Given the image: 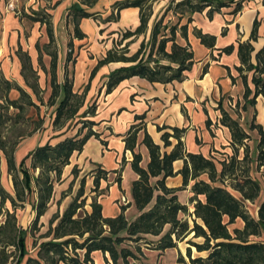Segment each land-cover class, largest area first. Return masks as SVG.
Wrapping results in <instances>:
<instances>
[{
  "label": "crops",
  "instance_id": "1",
  "mask_svg": "<svg viewBox=\"0 0 264 264\" xmlns=\"http://www.w3.org/2000/svg\"><path fill=\"white\" fill-rule=\"evenodd\" d=\"M24 1V5L27 4L31 9L29 15L40 11L50 15L55 45L48 47L49 38L46 26L28 19L26 12L23 17L38 25L36 32H33V40L29 43L22 41L23 28L20 23L23 18L20 21V18L12 13L3 15L0 31V39L3 41L0 46L2 53L0 55V72L7 80L23 88L38 105V108H27L24 113L28 114L31 120L20 121L16 124V128L11 127L8 123V127L3 129V134L15 139L22 130L32 131L36 122L40 119L44 120L39 128L19 139L15 151V160L18 165L38 147L48 143L56 145L78 132L68 133L70 123L61 130H55L53 122L57 104L48 107L41 96L43 89H46L47 82L51 88L48 101L52 93L49 72L51 56L47 51L54 47L57 50L58 70L61 66L64 69L66 64L70 63L75 72L71 77L73 91L81 94L98 61L106 56L108 50L112 49L114 37L123 36L126 31H134L141 23L140 7L130 6L119 9V4L135 0ZM164 1L169 0H161V2ZM171 1L177 3L182 0ZM213 1L229 2L230 0ZM156 2L158 3V0ZM160 8L162 9V5L159 10L156 7L153 8L149 22L150 29L165 13L166 9L163 8L160 12ZM211 8H213L212 12H210ZM77 9H83L92 16L79 18ZM172 16L176 17L179 22L178 16L174 14ZM189 16L187 15L180 25L187 24ZM155 19L157 20L155 21ZM77 21L80 30L85 34L83 39L75 37ZM255 21L258 22L257 39L251 40ZM199 33L207 36L209 42H211L210 37H215L213 43L205 44L199 37ZM60 36H63V43L67 42L66 51H63ZM43 39L47 41L42 44L41 40ZM177 42L180 45H189L194 54V64L191 69L185 71V79L182 81L151 82L145 78L133 76L121 81L112 91L107 92V82L111 72L128 64L111 62L98 70L90 83L84 105L87 107L91 102L96 103L94 115L87 120L96 123L93 130L99 134V138L91 137L83 150L75 152L70 159V164L64 167L61 180L54 185L48 209L40 218V233L48 230L50 219L54 214L59 212L62 216L65 213L77 196L82 185L81 179L85 176L87 181L83 198H86V212L92 211L90 204L93 198H96L103 207L105 217L119 215L123 206H126L125 216L129 222H133L139 217L141 212L137 208L132 194L133 182L139 178V175L131 166L133 153L126 147V139L131 128L136 124H141L142 127L138 133L135 151L142 155L140 165L143 168H147L150 162L149 150L143 143L147 132L153 141L161 146L163 154L171 153L180 140L184 155L188 153L201 154L205 158L213 160L220 172L222 170L221 162H229L233 156L242 160L245 154L244 148L240 147L239 152L235 155L231 130L222 122L225 111L250 136L246 144L249 146L253 164H256L261 136L258 129H253L252 125H260L264 128V90L255 97L257 88L253 77L256 75L264 79V53L262 62H259L257 58V54L264 49V0H235L220 9L208 6L202 12H195L192 15V21L188 23L187 37H182L179 29ZM247 42L253 46L250 63L255 67L259 65V68H263L262 72L248 70L241 61L239 46ZM230 46L233 47L232 51L224 52V49ZM39 49L42 51V60L46 70L39 63ZM24 53L30 57L35 71L34 76L28 74V81L23 75V62L20 57ZM92 53L94 54L92 55ZM48 76L49 80H47ZM59 77L57 71L58 83L62 84L65 79L61 81ZM31 78L34 79V83L31 82ZM32 84L37 86L36 92L31 87ZM247 89H249L248 94L246 93ZM19 96V91L15 89L10 92L12 99H18ZM61 97L62 94L57 100ZM43 109L46 111L50 109L47 115L49 119L45 117V114H42ZM16 112L14 108H11L9 114ZM141 116L144 118L139 119ZM173 128L184 129V132L180 134V139L172 136ZM87 130V128L83 130V135ZM167 133L171 134L169 137L171 144L165 146L163 135ZM250 147L252 148L251 152ZM26 164L30 166L31 159H27ZM184 164V159L174 161L173 168L177 174L166 179V186L178 189L176 191L178 201L188 208L187 212H179L178 218L188 221L192 228L197 200L206 201L205 195L195 196L193 185L199 180L205 182H211V180L208 173H203L197 179H190L189 184L184 185L183 175L179 173ZM74 167L78 168L77 175L72 173ZM100 171L106 172L107 176L106 179L103 177L100 179L99 189L95 191L94 180ZM0 173L2 186L8 193L14 195L12 176L8 170L7 159L1 149ZM33 173L38 175L39 170L33 171ZM158 179V177L152 178V184L155 185ZM228 189L236 198L243 200L240 192L230 186ZM158 193L160 192L157 191L156 194ZM37 199V194L32 193L30 203L25 204L24 214L27 220L26 226H22L25 230L31 224V219H35L36 213L33 204L37 202ZM256 201V208L252 211L249 205ZM155 202L154 200L146 210L152 208ZM263 202V187L260 196L254 202L244 201L248 211L255 218H258V211ZM57 223L58 221L54 226ZM243 225V220L238 219L233 227L243 228ZM170 228L171 225L167 224L163 234L159 236L147 234L139 242L127 241L123 247L134 251L138 256L137 259L130 258L129 263L176 264L181 254L188 260L187 249L190 247L188 241L203 242L201 237L194 238V233L179 241L177 247L165 250L153 247ZM261 240H264V236L261 237ZM42 241L44 240H40L39 243ZM150 241L153 243L148 244ZM137 248L140 251H137ZM191 248L193 257H196V254L204 257L207 255L206 252H198L194 247ZM36 249L38 252V247ZM89 264H113V262L109 253L95 251L92 253V262ZM120 264H123L122 260H120Z\"/></svg>",
  "mask_w": 264,
  "mask_h": 264
},
{
  "label": "trees",
  "instance_id": "2",
  "mask_svg": "<svg viewBox=\"0 0 264 264\" xmlns=\"http://www.w3.org/2000/svg\"><path fill=\"white\" fill-rule=\"evenodd\" d=\"M235 0L229 2L213 0H182L173 3L168 7L164 15L154 24L152 28V38L150 51L147 58H144V41L140 48L132 55H128V46L125 45L121 52L114 49L107 51L104 58L100 59L91 72L89 82L85 85L81 94L73 91V82L66 74L65 81L58 83V52L55 47L48 50L51 56L50 75L52 93L49 98V105L57 104L56 116L53 122L55 130H61L71 123L79 114L85 104V97L90 89V83L98 70L111 62H124L123 66L111 72L107 82V92H110L121 81L133 76L145 78L151 82L168 83L174 80L182 81L185 79V71L191 69L194 64V54L189 45H180L177 42L178 30L181 36L186 38L188 23L192 21L195 12H202L206 7L214 6V9L228 6ZM140 7V25L134 31H126L122 39L127 40L132 37L146 34L149 29V22L152 17V0H135L119 4V9L126 7ZM173 11L179 17V22L171 26L164 23L169 11ZM213 8L210 9L212 12ZM79 18H89L92 16L83 9H77ZM188 23L180 25L181 21L187 16ZM26 17L33 22H40L47 28L49 43L48 47L55 45L50 15L44 11L26 14ZM180 27V28H179ZM258 22L255 21L251 40L257 39ZM205 44H212L215 37H208L198 34ZM75 37L83 39L85 34L80 30L78 21L75 24ZM232 46L224 49V52H231ZM253 46L250 42L242 43L239 46L241 61L248 70L262 72L263 68L256 67L250 63ZM20 53V52H19ZM39 63L44 67L42 51L39 49ZM264 49L257 54L259 62L263 61ZM156 55L161 58L156 59ZM23 62V75L28 81V74L35 75L30 57L24 53L20 55ZM161 60H165L162 63ZM46 70V68L44 67ZM253 81L256 85L255 97L264 90V79L261 76H254ZM31 87L36 92L37 86ZM17 90L20 93L18 99L10 98V92ZM249 89H247V94ZM62 94V97L57 98ZM38 105L31 96L17 84L7 80L0 72V149L3 151L8 170L12 176L15 195L8 193L1 184L0 173V200L4 206L7 201L11 202L13 211H6L5 221L0 224V264H89L92 262V253L102 251L109 253L113 264H130L129 259H137V254L123 247L127 241L139 242L144 239V235L152 234L159 236L163 234L167 224L171 225L158 243L153 246L155 249L165 250L177 247L179 241L187 238L194 233V238H203L202 243L188 241L190 247L187 249V258L181 254L176 264H264V202L260 205L258 218L253 217L248 211L244 201L254 202L262 191L260 181L250 175L253 160L249 154V146L246 141L250 136L240 127L236 120H233L227 112H223L222 122L230 128L232 133V144L235 155L240 147L244 148V157L238 160L233 156L229 162L223 161L222 170L218 172L215 162L205 158L201 154H183L182 142L175 146L171 153L161 152V146L156 144L152 137L146 132L143 143L149 150L150 162L147 168L140 164L142 161L141 153L135 151L138 133L142 129L141 124L134 125L126 139V147L133 153L131 166L139 175L133 182L132 194L134 202L141 212L139 217L129 222L125 216L126 206L115 217H105L103 207L93 198L92 211H85L86 198L85 180H82L81 188L70 204L65 213L61 216L59 212L54 214L49 222L46 232H41L40 218L48 209L49 201L52 198L54 185L61 180L63 169L70 164V159L75 152H81L91 137L99 138V134L93 130L96 124L93 121L85 120L82 128L76 135L68 137L56 145L50 143L38 147L18 165L15 160V151L19 144V139L31 134L43 123V119L36 122L32 131L28 129L19 132L18 137L13 139L3 134V129L9 123L16 128L20 121H29L31 117L25 115L27 108ZM11 108L16 113L9 114ZM95 107L91 111L85 112L84 117L94 115ZM141 116L139 119H143ZM13 128V129H14ZM88 129L83 135V130ZM253 129H258L261 139L258 146L257 167H264V128L253 124ZM175 136L180 139V134L184 129L173 128ZM171 134L163 135L165 146L170 145L169 137ZM31 159L28 166L26 160ZM178 159H184L185 164L179 172L183 175L184 185L189 184L190 179H197L203 173H208L211 182L203 180L196 181L193 185L195 196L205 195L206 201L197 200L195 204L193 227L190 228L188 221L178 218L179 212H187L188 208L178 201L176 191L166 186V179L175 176L173 163ZM39 170L38 175L33 171ZM72 173L78 174V168L74 167ZM106 172H98L95 177V191L99 189L100 179H106ZM159 178L155 185L152 178ZM228 186L241 193L243 200L236 198ZM159 191L160 193L156 194ZM32 193L37 194V202L33 204L36 216L27 230L19 224L17 208L25 207L30 203ZM64 197V194H63ZM156 201L149 210L147 207ZM60 202V201H59ZM20 203V204H19ZM238 219L244 222L243 228L233 227ZM58 223L54 226V224ZM200 221V222H198ZM39 234V235H38ZM33 236L35 247H38L36 256H30L27 247V236ZM38 235V236H37ZM40 240H44L39 243ZM151 244V242H148ZM198 252H206L207 255L193 257L192 248ZM137 251H140L137 248Z\"/></svg>",
  "mask_w": 264,
  "mask_h": 264
},
{
  "label": "rangeland",
  "instance_id": "3",
  "mask_svg": "<svg viewBox=\"0 0 264 264\" xmlns=\"http://www.w3.org/2000/svg\"><path fill=\"white\" fill-rule=\"evenodd\" d=\"M156 1L157 0H152V11L154 10L153 9L154 7H156V9L159 10V7L161 5H162V9L165 8L167 10L168 7L173 3L171 0L164 1V2H161V0H158V3ZM24 3H25L24 0H0V16H2V18H0V31H1V26H2V23H3V21H2L3 15L4 14H8V13H12L16 17L18 16L20 18V21L23 18V20L20 23L22 25V28H23L22 41L24 43H29V42H31L33 40V32H36V30L38 29V25L35 24V23H32L31 21H28V19L23 17L25 15V12H26V14H29L31 12V9L28 7V5L27 4L24 5ZM162 9L160 8V12L162 11ZM166 10H165V12H166ZM159 13H158V15H159ZM172 14H173L172 10L167 13V15L165 17V20H164V23H169L171 26L176 25L178 23V19L176 17H173ZM156 20L157 19H155V21ZM114 38H115L116 41L115 40L113 41L112 49H114V50H116V51H118L120 53L122 48H124L125 45H127L128 46V51H129L128 55L134 54L140 48L142 42L144 41L145 46H144L143 55H144V58H147V55H148V53L150 51V43H151V38H152V29L149 28L148 32L146 34L139 35L137 37H132V38L127 39V40H123L122 36H118V37L115 36ZM62 39H63V36H60V40H61V44H62V47H63V51H66L67 42L63 43ZM46 41L47 40L43 39V40H41V43L43 44ZM2 43H3V41L0 39V46L2 45ZM56 45H57V43H56ZM12 52H13V50L11 51V53ZM1 54L2 53L0 52V55ZM93 54L94 53H92V55ZM155 58L160 60L161 56L160 55H156ZM161 62L165 63L166 61L165 60H161ZM74 73L75 72L73 71L72 66L70 65V63L66 64V67H64V69L61 66V67H59V70H58V76L60 75L59 80L62 81L63 79H65L66 74L70 75L69 78L71 79V77H73ZM47 80H49V76H48ZM31 82L34 83V79L31 78ZM46 84H47L46 89H43V94H41V96L43 97V100L48 104V107H51L49 105V101H48V96H49V94L51 92V88L49 86V82H47ZM82 85L84 86V83H82ZM95 106H96L95 102L89 103L87 107L84 105V107L80 110V113L77 115V117L70 123V127H69V130H68V133L75 134L77 131H79L82 128L83 123L86 122L85 120H87V118H91L92 117V115H88V116L84 117V113L88 112V111H91V109L93 107H95ZM95 109H96V107H95ZM49 112H50V109H48L47 111L44 110V109L42 110V114H45V117H48L47 115L49 114ZM48 119H49V117H48ZM14 132L16 133L17 129ZM251 149L252 148L250 147V152H251ZM251 175H252V177H254L255 179L260 181V183H261V185H262V187L264 189V168L263 167L262 168H258L257 167V163L253 164L251 166ZM83 179L85 180V185H86L87 177L85 176L84 178H82L81 179V183H82ZM13 194L15 195V189H14ZM27 203H29V202H27ZM256 204H257V201L254 204L249 205L252 211H254V209L256 208L255 207ZM7 210L13 211V207H12L10 201H7L4 206L2 204H0V224H2L5 221L6 211ZM24 213H25V207L21 208L20 205H18L17 217H18L19 224L21 226H23V227L26 226L25 222L27 220ZM30 222L32 223L33 219H31ZM29 226H28V228H29ZM150 242L153 243L152 241H150ZM124 244H127V242L124 243ZM34 245H35L34 237L28 235L27 236V247H28L30 256H36L37 249H36V247ZM197 256H200V255L196 254V257ZM131 261H132V259H131ZM132 264H139V262H137V263L133 262Z\"/></svg>",
  "mask_w": 264,
  "mask_h": 264
}]
</instances>
